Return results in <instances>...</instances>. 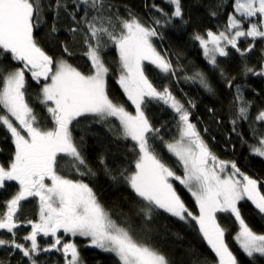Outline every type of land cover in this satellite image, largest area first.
Here are the masks:
<instances>
[{"label": "snow or ice", "instance_id": "6c2138e0", "mask_svg": "<svg viewBox=\"0 0 264 264\" xmlns=\"http://www.w3.org/2000/svg\"><path fill=\"white\" fill-rule=\"evenodd\" d=\"M167 2L174 5L170 16L163 8L152 5L161 13L163 23L174 17L182 18L181 0ZM111 7L106 0H49L48 3L45 0H0V61L10 58L20 65L7 72L0 65V127L10 133L15 147L7 165L0 164V189L6 187V182L18 184V191L4 202L6 210L0 212V230H5L12 239H0V246L18 250L30 264H37L40 253L53 250L61 253L64 264H81L77 244L65 242L59 235L62 232L86 239V246L113 253L119 264H171L152 244L138 239L130 228L113 220L88 183L68 179L57 171L58 161L70 157L80 175H94L81 154L83 138L78 144L73 136L74 129L81 120L102 124L114 118L119 121V128L113 126L110 131L135 142L131 170H118V175L135 195L136 202L142 205L138 216L146 223L157 214H170L181 221L195 222L218 258L217 264H238L226 241L229 229L217 219L218 213H225L234 217L238 224L234 240L244 253L248 257H254L255 253L264 257V234H257L249 226L238 206L241 201H250L264 218V192L261 191L264 182L241 172L235 161L219 159L191 122L188 108L168 87L159 90L145 75V62L164 74L175 76L177 72L171 60L153 43V38L159 35L157 28L146 26L131 13L127 19L105 17L103 13ZM232 7L233 12L228 14L223 31L208 30L192 37L199 42L213 67H218V56L229 55V46L245 57L255 49L258 40L264 41V0H234ZM80 12H83L82 16H79ZM92 12L96 14L89 18ZM46 13L53 15L51 33L58 31L56 21L61 14L71 20L72 27L68 31L74 38L81 36L87 48L84 53L90 61L87 73L66 59H54L40 46L35 32L44 22ZM161 23V19L153 20V25ZM249 38L251 43L241 49L240 40ZM108 41L118 51L120 74L117 82L134 105L135 114L109 96L107 77L110 70L101 56ZM62 47L68 56L73 54L67 44ZM26 73H30L37 83L43 81L40 103L45 105L51 118V128L40 126L37 113L26 99ZM244 73L264 75V66L257 73L245 65ZM185 79L199 80L206 90L212 91L202 72ZM234 80L235 77L227 81L229 88ZM151 100L163 102L176 114L179 138L164 144L182 164L183 176L176 175L162 162L152 143L157 138L163 141V137L159 135L160 129L154 128L145 115L144 109ZM233 103L236 119L231 123L232 131L236 132L238 120H248L251 107V101L243 98L240 85H236ZM188 104L195 107L191 101ZM255 121L264 125V109L257 113ZM252 131L256 143L249 145V150L264 158V133L257 136L256 130ZM237 135L242 144H247L242 134ZM105 168L108 171L106 165ZM173 178L195 199L198 215L181 199L171 182ZM112 179L116 180L117 176ZM46 180H50V184ZM30 197L39 198V219L26 221L31 232L22 237L28 242L25 246L16 239V230L20 226L17 213L21 203ZM38 236L51 237L52 243L42 247ZM202 264H208V261L204 260Z\"/></svg>", "mask_w": 264, "mask_h": 264}, {"label": "trees", "instance_id": "16d2710c", "mask_svg": "<svg viewBox=\"0 0 264 264\" xmlns=\"http://www.w3.org/2000/svg\"><path fill=\"white\" fill-rule=\"evenodd\" d=\"M49 0H45L48 3ZM234 0H181L182 18H171L167 23H163V17L152 7L156 4L171 15L174 5L167 0H106L107 4L112 5L103 15L127 19L129 13L136 16L146 26H155L159 35L154 37L153 42L157 50L171 60L177 68L175 76L164 74L145 62V75L159 90L164 87L172 92L186 108L191 112L190 119L199 126L204 134L209 148L221 160L235 161L241 172L264 182V158L251 154L249 145L255 144L253 129L257 136L264 133V125L255 121L257 113L264 109V75L244 73L247 65L260 72L264 66V41L258 40L255 49L241 57L239 53L228 48L227 57H218V67H213L203 54L198 41L192 37L195 33L204 34L208 30L219 32L224 30L227 23L228 14L233 12ZM71 10V9H70ZM215 12L216 15H212ZM96 13L92 12L91 15ZM80 12L79 16H82ZM79 16L77 19H79ZM239 18V14H237ZM154 19H161L160 25H153ZM53 15L46 13L44 22L35 32L36 38L44 51L53 56L54 59H66L74 67L87 73L90 68V61L84 55L87 50L83 44L82 37L77 35L75 38L68 31L72 27L71 20L61 14L56 21L58 31L51 33ZM119 32V27L116 29ZM104 40H107L105 37ZM251 43L241 39L239 46L245 48ZM63 44L69 46V51L73 54L68 56L63 52ZM102 59L109 68L107 77L108 93L114 102L123 105L127 110L135 112L134 105L127 99L123 89L118 84L120 74L119 56L115 46L108 41L101 52ZM4 66L5 72L19 67V62L12 61L10 58L0 61ZM223 70V75L221 74ZM202 72L212 91L206 90L199 80H187L185 77ZM235 77L233 86L229 88L227 81ZM236 85H240L243 98L251 101L248 120H238L236 132L232 131L231 121L236 119V108L234 107V97L236 95ZM43 81L37 83L32 80L30 73H26V99L30 107L37 113L41 121V127L51 128L53 126L51 118L46 111L44 104L40 103L42 94L40 89ZM191 101L195 107H189ZM212 110L211 112L209 110ZM145 115L149 118L154 128L160 129V137L152 141L159 158L168 167L179 174H184V169L177 158L166 148L164 142H172L178 139L177 117L174 111L163 102L151 100L145 107ZM119 128V121L110 118L109 123H95L92 120H81L80 124L74 129L73 136L79 144L81 137V154L85 157L87 165L91 168L94 175L82 176L76 170L74 162L70 157H64L58 161L57 171L60 175L68 179L83 180L93 189L100 203L104 206L110 217L123 227L132 230L138 239H142L152 244L163 253L171 264H202L204 260L208 264H216L218 258L204 240L195 222H185L170 214L154 215L150 223H146L142 216H138V211L142 205L138 204L137 198L119 178L118 170L129 169L133 166L135 152L132 151L134 143L131 139L119 137L117 132L110 131L111 127ZM207 129V131H205ZM205 132V133H204ZM247 141L241 143L240 136ZM15 151L13 139L3 127H0V164L7 165L12 159ZM101 160L104 163H101ZM105 165L108 169L106 171ZM84 171L83 168L80 170ZM117 176L116 180L112 177ZM176 189L186 206L198 215V206L195 199L187 189L176 182ZM264 192V187L261 188ZM18 191L16 182H6V187L0 189V212L5 211L4 202ZM241 213L249 226L256 232L264 234V218L258 214L254 205L250 201H241L238 205ZM39 218V200L37 197H30L21 203V208L17 213V221L20 223V230H16V239L20 243L22 237L27 235L30 228L26 223L28 220L35 221ZM218 221L229 229L226 241L230 249L237 258L238 264H264V257L258 253L254 257H248L239 247L234 236L238 231V224L234 222V217L225 214H217ZM0 239L11 240L12 237L5 230L0 233ZM70 236L66 237L68 241ZM42 247L52 243V238H39ZM74 242L78 246L80 261L82 264H119L113 253L105 252L102 249L88 245V241L81 237H75ZM0 264H30L28 258L23 257L18 250H13L8 246H0ZM37 264H64V258L60 252L53 250L49 253H40L37 257Z\"/></svg>", "mask_w": 264, "mask_h": 264}, {"label": "rangeland", "instance_id": "374dc122", "mask_svg": "<svg viewBox=\"0 0 264 264\" xmlns=\"http://www.w3.org/2000/svg\"><path fill=\"white\" fill-rule=\"evenodd\" d=\"M154 39V38H153ZM154 43V42H153ZM156 47V46H155ZM219 57V56H218ZM217 57V58H218ZM131 102V101H130ZM129 111V110H128ZM130 112H132V111H130ZM133 114H135V112H132ZM191 120V119H190ZM191 122H192V120H191ZM193 124H195L194 122H192ZM196 125V124H195ZM196 128H197V131L200 133V135H201V137L203 138V140L207 143V141H206V139L204 138V134L200 131V128H199V126L198 125H196ZM205 133V132H204ZM179 138V137H178ZM207 145H208V143H207ZM209 147V146H208ZM225 175H227L228 174V172H225L224 173ZM176 175H179V174H177L176 173ZM179 176H183V175H179ZM254 179V178H253ZM46 183H49L50 184V180H46L45 181ZM171 182L173 183V186H174V188L176 189V182H179V181H176L174 178L171 180ZM176 191H177V189H176ZM261 191H262V189H261ZM177 193H178V191H177ZM179 194V193H178ZM180 195V194H179ZM181 197V196H180ZM38 198V197H37ZM38 200H39V198H38ZM39 219V218H38ZM38 219L37 220H35V221H38ZM34 221V222H35ZM18 222V221H17ZM22 227V226H21ZM20 227V228H21ZM20 228H18L17 230H20ZM29 228H30V230H29V232L28 233H30L31 232V226L29 225ZM1 233V232H0ZM27 233V234H28ZM257 234H260V233H257ZM59 235H61V236H63V238H64V240H65V242H67V240H66V237H68V236H70V239L68 240V241H74V238L75 237H71V235L70 234H63L62 232L61 233H59ZM41 236H38V241H39V238H40ZM45 238H50V237H45ZM255 254H257V253H255ZM81 262V261H80ZM82 264V263H81ZM217 264V263H216Z\"/></svg>", "mask_w": 264, "mask_h": 264}, {"label": "water", "instance_id": "95a60500", "mask_svg": "<svg viewBox=\"0 0 264 264\" xmlns=\"http://www.w3.org/2000/svg\"><path fill=\"white\" fill-rule=\"evenodd\" d=\"M2 230H0V232H1Z\"/></svg>", "mask_w": 264, "mask_h": 264}]
</instances>
